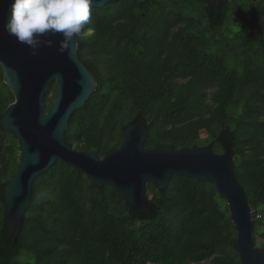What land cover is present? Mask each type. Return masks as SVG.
<instances>
[{"label":"trees","instance_id":"trees-1","mask_svg":"<svg viewBox=\"0 0 264 264\" xmlns=\"http://www.w3.org/2000/svg\"><path fill=\"white\" fill-rule=\"evenodd\" d=\"M75 42L97 88L70 117L67 144L102 157L138 122L148 129L146 148L211 145L220 154L230 146L256 248L255 236L264 237V0H230L220 11L201 0L113 1L92 8ZM13 102L0 68V118ZM19 158L15 137L0 127V264H241L214 185L180 176L165 191L149 184V208L134 212L59 161L33 182L14 245L3 187Z\"/></svg>","mask_w":264,"mask_h":264},{"label":"water","instance_id":"water-1","mask_svg":"<svg viewBox=\"0 0 264 264\" xmlns=\"http://www.w3.org/2000/svg\"><path fill=\"white\" fill-rule=\"evenodd\" d=\"M120 0H93L92 8ZM143 5L148 0H135ZM210 9L220 11L230 0H201ZM11 0H0V68L3 83L14 102L0 118V127L13 134L18 143L17 174L3 187L6 232L16 245L24 228V217L31 205L33 182L57 161L82 173L97 188L110 187L132 211L149 208L147 186L165 191L173 176L215 186L229 207V216L237 239L235 251L241 264H264V251L252 242L253 212L244 188L238 183L230 146L215 153L211 145L174 149L170 145L146 148L147 126L127 124L123 143L100 157L94 152L75 150L65 140L68 122L75 111L85 107L96 91L97 82L79 60L78 47L58 51L59 34L49 35L51 47L36 54L18 43L4 30ZM51 85L55 93L51 107L44 110V96Z\"/></svg>","mask_w":264,"mask_h":264},{"label":"clouds","instance_id":"clouds-1","mask_svg":"<svg viewBox=\"0 0 264 264\" xmlns=\"http://www.w3.org/2000/svg\"><path fill=\"white\" fill-rule=\"evenodd\" d=\"M92 4L93 0H11L4 30L33 55L41 45L52 46L49 35L59 34L58 51L64 52L90 22Z\"/></svg>","mask_w":264,"mask_h":264},{"label":"rangeland","instance_id":"rangeland-1","mask_svg":"<svg viewBox=\"0 0 264 264\" xmlns=\"http://www.w3.org/2000/svg\"><path fill=\"white\" fill-rule=\"evenodd\" d=\"M254 4H255V3H254ZM254 4L251 5V8H252V9H256V10L259 11V10L261 9V7H257V6H255ZM54 93H55V85H51L50 88H49V90L47 91V93H46L45 95H46L47 98L50 100L51 98L54 97ZM49 100H48V104H49ZM200 137H201L202 139H205V138L207 137L206 132H201V133H200ZM100 157H101V156H100ZM147 197H148L149 199H152V195H151V194H149ZM254 243L258 245L256 248L263 250V248H264V237H261V236H259V235H256V236H255V242H254Z\"/></svg>","mask_w":264,"mask_h":264}]
</instances>
